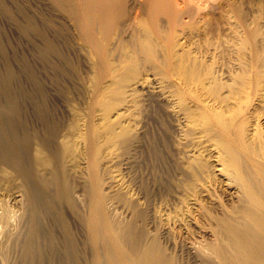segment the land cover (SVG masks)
Instances as JSON below:
<instances>
[{"label": "rangeland", "instance_id": "rangeland-1", "mask_svg": "<svg viewBox=\"0 0 264 264\" xmlns=\"http://www.w3.org/2000/svg\"><path fill=\"white\" fill-rule=\"evenodd\" d=\"M150 1L148 7L145 0H0V107L40 168L60 159L74 197L62 210L75 264H117L127 249L109 246L102 222L96 231L83 224L93 191L111 226L130 225L131 236L154 237L168 253L164 213L189 208L207 174L220 179L216 148L186 128L181 104L167 94L175 87L169 62L214 69L222 92L235 72L233 47H251L264 64V0H158L154 11ZM258 71L264 75V65ZM7 171L0 172V196L18 214L25 198H11L24 188ZM53 226L61 248L63 227ZM4 264H24L18 246L8 247Z\"/></svg>", "mask_w": 264, "mask_h": 264}, {"label": "bare ground", "instance_id": "bare-ground-1", "mask_svg": "<svg viewBox=\"0 0 264 264\" xmlns=\"http://www.w3.org/2000/svg\"><path fill=\"white\" fill-rule=\"evenodd\" d=\"M145 1L150 7V0ZM155 1L151 6L159 2ZM181 1L175 0L177 4ZM155 7L149 10L154 11ZM138 16L135 11L134 19ZM239 46L231 50L234 58L230 62L235 72L230 75V83L225 84L224 92V84L217 83L221 78L216 76L218 81L213 76L214 69L208 70L207 63L205 71L201 66L200 70L193 68L189 60L190 65L182 60L168 64L167 77L174 83L169 85L175 87L171 90L168 86L170 92L166 93L177 100V105H182L179 111L186 128H195L192 129L216 148V171L220 178L207 174L202 188L199 186L191 194L189 208L164 213L161 236L168 253L154 237L143 232L131 236L130 225L111 226L96 190L91 205L84 203L87 212L82 218L83 224L96 231L95 222H102L109 246L127 248L119 255L117 264H186V259L195 264H264V75L258 71L264 64L251 47ZM211 64L214 66V62ZM16 137L10 112L0 107V172L7 175L8 169L20 178L24 191L16 192L11 199L20 202L24 197L26 202L23 212L11 213L5 197L0 196V264H4L10 245L18 246L20 261L24 264H47L61 258L75 264L77 260L65 233L62 210L65 202H74V197L63 179L60 159L55 156L40 168L35 154H31V146ZM47 144L45 141L42 148ZM44 168L48 169V175ZM45 219L53 224L61 223L64 234L61 248L56 245L53 224L43 227Z\"/></svg>", "mask_w": 264, "mask_h": 264}]
</instances>
